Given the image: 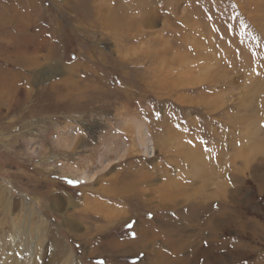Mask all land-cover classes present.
<instances>
[{
    "label": "rangeland",
    "instance_id": "374dc122",
    "mask_svg": "<svg viewBox=\"0 0 264 264\" xmlns=\"http://www.w3.org/2000/svg\"><path fill=\"white\" fill-rule=\"evenodd\" d=\"M25 35L0 264H264V0H0V76Z\"/></svg>",
    "mask_w": 264,
    "mask_h": 264
},
{
    "label": "bare ground",
    "instance_id": "6f19581e",
    "mask_svg": "<svg viewBox=\"0 0 264 264\" xmlns=\"http://www.w3.org/2000/svg\"><path fill=\"white\" fill-rule=\"evenodd\" d=\"M17 27H20V30L24 31L23 25L21 23H18ZM49 39L50 37L48 35H45L43 41L40 44H33L32 48L29 49L25 48V45L33 41L30 38V35L28 37L27 35H25V38L23 40L18 41L19 43H17V45L15 46V60H13V63L16 66V71L14 73L8 72V75L6 74V76H0V99L3 95V92L7 90L8 92H10L11 103L20 105L23 101H29L33 106L34 90L32 85L37 79V71L33 69L37 68L40 65V60L36 55L37 50L35 48L38 45L44 46ZM51 57L52 56L48 53L45 59L49 60V58L51 59ZM54 67L56 66L49 64L48 69L52 70V68ZM24 70L27 72L26 74L23 73ZM95 178L96 176L89 174H82L80 177L81 183L93 182ZM142 180V177L135 178L131 183L137 184V182H140Z\"/></svg>",
    "mask_w": 264,
    "mask_h": 264
}]
</instances>
